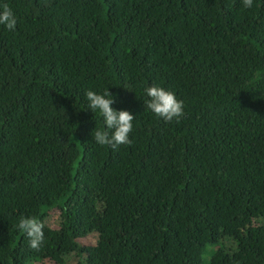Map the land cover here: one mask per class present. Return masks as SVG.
I'll return each mask as SVG.
<instances>
[{"label":"trees","instance_id":"obj_1","mask_svg":"<svg viewBox=\"0 0 264 264\" xmlns=\"http://www.w3.org/2000/svg\"><path fill=\"white\" fill-rule=\"evenodd\" d=\"M3 4L0 264H264V0ZM152 85L179 123L144 107ZM106 89L136 117L115 150L85 96ZM51 212L34 250L19 220Z\"/></svg>","mask_w":264,"mask_h":264},{"label":"clouds","instance_id":"obj_2","mask_svg":"<svg viewBox=\"0 0 264 264\" xmlns=\"http://www.w3.org/2000/svg\"><path fill=\"white\" fill-rule=\"evenodd\" d=\"M253 2L254 0H242L245 8H252ZM16 24L17 18L13 10L7 4L0 5V26L11 31L15 30ZM145 93L148 100L144 107L165 122L173 120L180 122L185 114V105L174 92L152 85L145 89ZM85 96L88 109L93 113L98 110L104 120V128L94 130L95 143L100 146H110L113 150L121 145H130V135L136 117L127 110H115L112 107L115 97L108 89L103 93L89 90ZM17 227L28 237L29 246L39 251L45 240L43 231L45 225L35 217H21Z\"/></svg>","mask_w":264,"mask_h":264},{"label":"rangeland","instance_id":"obj_3","mask_svg":"<svg viewBox=\"0 0 264 264\" xmlns=\"http://www.w3.org/2000/svg\"><path fill=\"white\" fill-rule=\"evenodd\" d=\"M56 216H57V214L55 212H51L47 216V218L45 219V226H46V228H48L50 230H56L57 229V226H56ZM78 243L81 246H91V245L94 244V236L89 235V236H87V237L79 240ZM208 257H209V255L206 253L202 257V263L201 264H207ZM75 261H76V259H72L69 264H73V263H75ZM86 263L87 264H97L92 259L86 260ZM215 264H221V259L220 258H215Z\"/></svg>","mask_w":264,"mask_h":264}]
</instances>
